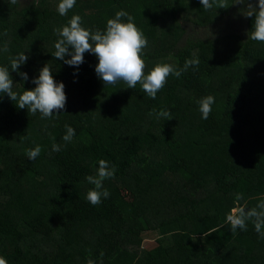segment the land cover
Segmentation results:
<instances>
[{
	"label": "trees",
	"instance_id": "obj_1",
	"mask_svg": "<svg viewBox=\"0 0 264 264\" xmlns=\"http://www.w3.org/2000/svg\"><path fill=\"white\" fill-rule=\"evenodd\" d=\"M224 2L205 11L200 0H76L61 16L59 0H0V66L13 91L34 88L48 64L67 97L41 119L0 93V255L8 264H264L253 222L235 232L226 223L237 193L249 208L264 199V43L248 39L254 16L244 13L257 0ZM119 10L148 40L145 74L193 57L198 67L170 75L152 99L139 83L105 85L94 54L78 67L54 58V30L73 14L104 30ZM21 52L27 80L10 68ZM207 95L215 103L203 119L198 101ZM161 109L172 118H157ZM66 124L75 129L67 143ZM37 144L42 151L29 159ZM101 159L116 172L104 181L109 197L93 206L86 177ZM148 235L156 247L142 249Z\"/></svg>",
	"mask_w": 264,
	"mask_h": 264
},
{
	"label": "clouds",
	"instance_id": "obj_2",
	"mask_svg": "<svg viewBox=\"0 0 264 264\" xmlns=\"http://www.w3.org/2000/svg\"><path fill=\"white\" fill-rule=\"evenodd\" d=\"M16 4L17 0H11ZM205 11L213 6L217 8H227L224 0H200ZM234 3H245V0H234ZM76 4V0H59L57 11L61 16H66ZM248 17L254 16L252 30L248 33V39L264 43V0H257L253 5L248 3L244 13ZM126 18V19H125ZM58 39L54 44L55 59L63 60L70 66L78 67L84 62L86 52L94 54L98 58L95 72L102 79L105 85H115L118 81H123L128 88H134L139 83L142 90L148 97L155 99L157 93L165 86L170 75L179 78L189 67H198L199 59H186L182 68L174 67L170 63L157 62L145 74L146 62L144 50L148 46V40L136 23L135 18L127 11L119 10L114 18L107 19L104 30L85 27L82 17L73 14L67 24L54 30ZM6 35V33H5ZM2 51L8 52V45L5 43ZM70 57V58H66ZM28 60L25 52H21L11 58L10 68L12 71L20 73V66ZM23 80L28 79L27 73H20ZM36 85L32 89L24 90L18 94L13 91V79L8 66H0V93H7L10 100L15 102L19 109L27 108L28 112L35 115L40 113L41 119H51L53 113H59L66 104L65 85L63 82L57 83L52 75L51 66L45 64L39 71L38 77L34 78ZM199 110L203 119H207L212 112V105L215 103L213 95H207L199 101ZM157 118L171 119L172 115L167 109H161L155 113ZM152 115V113H150ZM66 133L62 137L64 142H71L75 135V129L70 125H65ZM55 140V138H52ZM61 145L52 144V151L59 152ZM42 151L37 144L27 151L29 159L34 160ZM116 172L115 165L99 160V167L96 175H88L86 180L94 185L86 196V199L96 206L102 199L109 197L110 192L104 187L106 179L113 178ZM235 206L226 214V223L230 225L231 231L237 229L247 230V222L252 221L255 231L264 237V199L255 207L249 208L247 202L243 200V194L237 193ZM103 256V253H101ZM0 264H8L3 255H0ZM87 264H96L92 259Z\"/></svg>",
	"mask_w": 264,
	"mask_h": 264
},
{
	"label": "rangeland",
	"instance_id": "obj_3",
	"mask_svg": "<svg viewBox=\"0 0 264 264\" xmlns=\"http://www.w3.org/2000/svg\"><path fill=\"white\" fill-rule=\"evenodd\" d=\"M156 247V242H155V236L154 235H148L145 238L144 246L142 249L150 250Z\"/></svg>",
	"mask_w": 264,
	"mask_h": 264
}]
</instances>
